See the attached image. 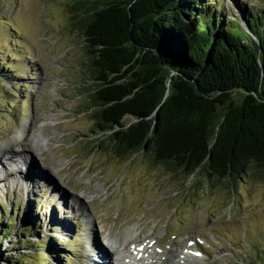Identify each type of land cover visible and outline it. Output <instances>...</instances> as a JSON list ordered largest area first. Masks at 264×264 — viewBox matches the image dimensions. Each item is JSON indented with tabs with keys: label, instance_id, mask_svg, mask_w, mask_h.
<instances>
[{
	"label": "rangeland",
	"instance_id": "374dc122",
	"mask_svg": "<svg viewBox=\"0 0 264 264\" xmlns=\"http://www.w3.org/2000/svg\"><path fill=\"white\" fill-rule=\"evenodd\" d=\"M73 1L0 0V65L7 71L0 76V150L8 152L0 153V216L44 224L41 239L30 238L35 246L53 228V240H43L52 242L47 260L13 234L3 241L0 264H94L93 235L106 245L129 229L139 242L154 243L155 258L168 257L160 264H178L171 260L182 250L195 264H258L264 181L250 174L210 188L203 175L178 180L142 154L120 161L94 151L93 122L75 89L85 51ZM241 1L249 9L257 2L226 3ZM243 98L231 95L235 104ZM73 198L84 202L82 214L69 208Z\"/></svg>",
	"mask_w": 264,
	"mask_h": 264
},
{
	"label": "trees",
	"instance_id": "16d2710c",
	"mask_svg": "<svg viewBox=\"0 0 264 264\" xmlns=\"http://www.w3.org/2000/svg\"><path fill=\"white\" fill-rule=\"evenodd\" d=\"M246 5L74 0L69 11L85 51L75 89L81 88V113L93 122L94 151L120 161L142 154L178 180L203 175L210 188L250 174L264 181V0ZM235 91L244 95L239 104L231 99ZM18 219L1 214L0 249L16 234L47 260L52 242L43 240H53V228L35 246L30 238L41 239L44 224ZM15 244L21 250L20 240ZM254 250L264 262V242Z\"/></svg>",
	"mask_w": 264,
	"mask_h": 264
},
{
	"label": "bare ground",
	"instance_id": "6f19581e",
	"mask_svg": "<svg viewBox=\"0 0 264 264\" xmlns=\"http://www.w3.org/2000/svg\"><path fill=\"white\" fill-rule=\"evenodd\" d=\"M26 129V125H23L21 132L24 134L26 132ZM20 137L21 135L18 138ZM0 153L7 154L8 152L5 148H3L2 150H0ZM27 159L29 158L27 157ZM24 162L25 160H23L21 164H25ZM73 199H75L77 203H70L69 208L74 209V211L78 214H82L84 210L82 209L84 202L79 198ZM94 236L95 234L92 238V244L94 248V264H156L157 261L168 260V257H161L159 259L155 258L153 256L154 243H151V241H145L142 243L139 242L138 237L133 235L132 229L124 230L120 234V236L116 237L113 240L109 239L106 245L101 243L99 244V246H97L94 240ZM180 245L181 244H178V246ZM177 252L179 253L173 255V259L171 260L172 262L177 263L178 261V264H195L197 262L194 254L187 251L185 252L183 250Z\"/></svg>",
	"mask_w": 264,
	"mask_h": 264
},
{
	"label": "water",
	"instance_id": "95a60500",
	"mask_svg": "<svg viewBox=\"0 0 264 264\" xmlns=\"http://www.w3.org/2000/svg\"><path fill=\"white\" fill-rule=\"evenodd\" d=\"M152 56H154V54L148 55V57H151V58H152ZM156 69H157V71H158L159 74L162 73V71H161L160 68H156ZM172 77H173V75H171V74L167 75V77L164 76V80L166 81L167 87H168V84L172 81V79H171Z\"/></svg>",
	"mask_w": 264,
	"mask_h": 264
}]
</instances>
